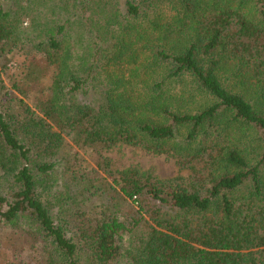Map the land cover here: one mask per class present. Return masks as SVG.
Listing matches in <instances>:
<instances>
[{"label": "trees", "instance_id": "obj_1", "mask_svg": "<svg viewBox=\"0 0 264 264\" xmlns=\"http://www.w3.org/2000/svg\"><path fill=\"white\" fill-rule=\"evenodd\" d=\"M0 61V264H264V0H0Z\"/></svg>", "mask_w": 264, "mask_h": 264}, {"label": "rangeland", "instance_id": "obj_2", "mask_svg": "<svg viewBox=\"0 0 264 264\" xmlns=\"http://www.w3.org/2000/svg\"><path fill=\"white\" fill-rule=\"evenodd\" d=\"M14 53H17L14 57L13 54L7 55L8 58L6 62H8V64H5V67L10 71L14 70V63H18L23 59L20 55V50H16ZM2 63L3 61H0V64ZM108 155L114 160L118 167H124L130 163H137L141 168L145 169L154 167L156 173L162 178L172 177L178 173L175 159L167 155H153L132 147H117L109 150Z\"/></svg>", "mask_w": 264, "mask_h": 264}]
</instances>
